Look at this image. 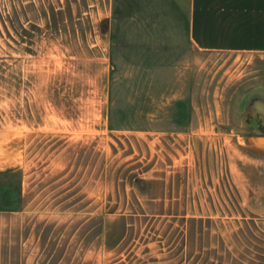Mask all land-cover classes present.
<instances>
[{
    "label": "rangeland",
    "instance_id": "1",
    "mask_svg": "<svg viewBox=\"0 0 264 264\" xmlns=\"http://www.w3.org/2000/svg\"><path fill=\"white\" fill-rule=\"evenodd\" d=\"M108 10L0 0V121L30 203L71 196V264H264V214L240 193L264 189L240 138L255 58L109 57Z\"/></svg>",
    "mask_w": 264,
    "mask_h": 264
},
{
    "label": "crops",
    "instance_id": "2",
    "mask_svg": "<svg viewBox=\"0 0 264 264\" xmlns=\"http://www.w3.org/2000/svg\"><path fill=\"white\" fill-rule=\"evenodd\" d=\"M101 25L107 42L102 54L109 57H196L201 51L254 57L256 74L239 88H245L239 100H254L246 118L250 128L240 138L250 154L246 161L254 163L264 186V0H109ZM4 122L0 121V264H71L72 250L81 249L72 246L71 196L48 195L45 214L30 203L22 139L8 151ZM240 193L241 200L254 202L253 219L262 218L264 189L257 193L240 188Z\"/></svg>",
    "mask_w": 264,
    "mask_h": 264
}]
</instances>
